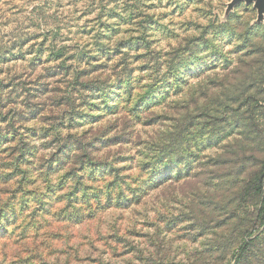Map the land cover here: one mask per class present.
I'll return each instance as SVG.
<instances>
[{"label": "rangeland", "instance_id": "obj_1", "mask_svg": "<svg viewBox=\"0 0 264 264\" xmlns=\"http://www.w3.org/2000/svg\"><path fill=\"white\" fill-rule=\"evenodd\" d=\"M230 1L0 0V163L27 171L0 176V264H233L264 232L260 200L208 207L264 170V22Z\"/></svg>", "mask_w": 264, "mask_h": 264}, {"label": "trees", "instance_id": "obj_2", "mask_svg": "<svg viewBox=\"0 0 264 264\" xmlns=\"http://www.w3.org/2000/svg\"><path fill=\"white\" fill-rule=\"evenodd\" d=\"M256 24H261V23H256ZM114 138L113 140L111 139L110 141L111 143L109 144L110 146L122 142L120 138H116L115 136ZM81 150H83L86 160H89V162L94 161L91 159L92 158L91 153H88L86 149H84L83 147L81 148ZM73 159L76 160L77 156L74 155ZM18 161H19L18 159H14L12 163L10 164L0 163V176H4V174L6 173L10 175H15L17 174V171H19V169L22 174H24V172H27L26 167L22 168V165L19 164ZM59 161H60V158L57 160V162ZM73 166H77V165H73ZM78 166L79 168H82L79 171H82L84 173L86 169H85V166L83 165V162L78 163ZM56 167L59 168V165ZM74 170L75 169H70V171L75 174L74 176L71 177L70 182H72L75 179V177L76 179L78 178L77 176L78 172L77 171L74 172ZM89 170H90V173L88 174H91V175L98 174L102 178H105L106 176H109L111 178V180L108 181V183L104 187V192H100V195L103 194L105 196L103 198H105V200H108V201L110 200V202L112 201L120 202L119 196L123 194L122 192L123 191L122 190L123 181L119 180L118 182L117 180V178L119 177L118 174L120 172V169H118L117 167L111 166L110 171H107L106 164L100 163L98 166L90 168ZM106 171L107 173H105ZM56 172H58V170H54L52 172V175H55ZM156 174L157 173H153V175L150 178L152 179L156 177ZM39 176H41V178L45 181L49 182L51 180V177H49V173L47 172V170L46 172L41 171V173H39ZM76 182L77 181H75L74 185L76 184ZM37 198L40 200V207L42 206V204H50L48 202L42 201L40 196H38ZM129 200L131 203L132 198H130ZM256 200L257 201L260 200V203H261L260 209L253 211L252 213H250V215H252V217L253 216L255 217L256 215L255 221L259 220L260 224L264 225V170H260V168L258 167L249 171V173H247L240 182L229 187L227 191H225V196L222 197V199L218 200V199H215V197H213L208 207L212 209L215 208L214 210H216L218 203L224 202L225 214L227 215L226 217H229V220L225 224L228 225L229 222H232L234 219L235 220L237 219V215L233 213L229 207L231 204H235V207H238V208L242 207L243 208L242 210L247 211V209L250 208L249 205L252 204ZM235 207L233 208V210H235ZM44 210L45 209H42V215L48 214V213H45ZM33 214L36 215L35 212ZM12 217L15 218V216H12ZM259 228H254V224H253L252 227H250V229H246V231L244 232L245 238L239 244L234 245L232 247V249L234 248L231 253L233 264L246 263V261L251 258V254L253 253V248L254 246H256L254 245L256 241L263 242L261 244L264 246V232L258 233ZM227 252H231V251L229 250ZM259 252H261V250H259ZM252 255L255 257L254 254ZM249 263H252V262L249 261ZM257 264H261V263L257 262Z\"/></svg>", "mask_w": 264, "mask_h": 264}, {"label": "water", "instance_id": "obj_3", "mask_svg": "<svg viewBox=\"0 0 264 264\" xmlns=\"http://www.w3.org/2000/svg\"><path fill=\"white\" fill-rule=\"evenodd\" d=\"M239 3L252 5V7L256 10V23H262L264 21V0H231L227 5L226 15L229 14L234 6Z\"/></svg>", "mask_w": 264, "mask_h": 264}]
</instances>
